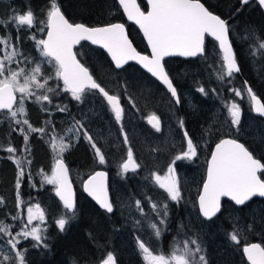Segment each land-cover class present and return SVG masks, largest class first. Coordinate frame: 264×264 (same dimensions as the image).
<instances>
[{
  "label": "snow or ice",
  "instance_id": "obj_1",
  "mask_svg": "<svg viewBox=\"0 0 264 264\" xmlns=\"http://www.w3.org/2000/svg\"><path fill=\"white\" fill-rule=\"evenodd\" d=\"M249 2L250 0H240L242 6ZM118 3L127 14L128 19L135 21L143 31L151 47V56L141 55L137 52L126 34L123 23H108L97 27H89L84 23H71L61 11L58 0H49L45 21L36 19L31 6H28L23 13H15L6 21L0 20V25L14 24L17 31L22 26L31 29L36 24H44L47 28L46 39L31 37L35 40L40 56L44 58L42 60H35L31 56L24 55L19 46L18 35L15 41H13L10 32L6 36H0V45H2L0 47V122L10 120L16 124L23 123L28 126L27 132H43V128H34L27 118L23 121L17 118L19 115H27V100L34 98L37 103L48 102L51 104L52 96L58 95V91L62 90L70 93L76 101H82L83 95L87 91L96 90L105 98L110 106V111L114 113L115 120L120 123L124 114L120 98L117 95L109 94V91H106L105 87L94 78L89 68L77 59L78 54L73 52V47L81 41H91L92 44H98L106 49L112 61L115 62L116 68L123 67L129 60H137L148 72L166 85L177 104L180 103V97L162 63L165 57L203 55L205 37L211 36L219 42L222 52L223 65L217 78L223 81L225 77L231 78L235 73L241 71L233 51V45L230 42L228 21L211 11V6H206L202 0H148L150 10L147 12L141 10L137 0H118ZM258 4L264 8V0H258ZM39 30L43 31L44 29ZM9 49L11 50L9 51ZM255 49L256 51L264 50V40H258ZM13 64L16 67H13ZM21 64L32 66L21 67ZM45 64L51 65L53 72H48L44 67ZM50 80L62 81L63 88L60 89L59 85L57 88L51 87ZM198 91L203 95L208 94L204 87H200ZM212 91L216 92V89H212ZM231 91L236 97L242 98L246 92L252 101V109L260 116H264V103L257 99L251 87H247V81H245L243 89H231ZM57 107L61 112L67 111L66 106ZM42 110L47 111L46 108ZM227 110L231 117V124L238 126L242 115L240 105L233 102L227 106ZM150 120L155 121L153 127L156 131H160L159 118L153 115ZM179 124L181 128L184 127L183 120H180ZM76 126H79L77 128V135H79V129H83V124L80 121H75L73 127ZM19 131L24 133V140L27 142L28 135L25 129L20 128ZM120 131L123 134V143L128 144V136L124 132L123 125H121ZM83 135L94 149L98 162L104 164L106 162L105 155L101 148L97 147V143L86 129L83 131ZM183 136L187 143L186 150L175 155L163 175L158 172L151 173L155 183L167 193V197L171 201H179L181 198L175 168L177 161L193 159L197 156L199 147L189 136L187 130L183 132ZM53 139L55 140V137ZM61 145V152L69 147V145L63 144L62 138ZM2 147L0 145V148ZM6 150L9 153L16 152L13 147H8ZM16 163L19 169L16 181L17 207H20L23 203L19 197L20 177L24 176V169L21 166V160H16ZM140 167L141 165L134 159L132 148L129 147L127 158L120 165L121 173L135 172ZM68 171L63 159H57L52 175L45 176V180L48 184L56 186L55 195L62 201L63 208L74 214L75 203ZM261 173H264V163L245 144L236 139H221L211 154L203 191L199 196L202 215L208 219L215 216L220 211L221 197H230L236 205H245L253 197H264V179L261 178ZM105 181L106 173L96 172L84 182V190L97 201L102 209L112 213L113 204L108 198ZM148 200L151 212L155 213L159 219H152L146 214L141 206V201L137 200L136 208L141 213L142 219L137 220L136 224L141 226L146 223L147 227L152 230V235L159 240L165 231L161 225L166 224L168 205L152 202L150 197ZM3 204L4 199L0 197V206ZM72 218L64 213L55 223L63 231L68 220ZM11 219L20 220V215L17 214ZM33 221H39V223L33 224ZM44 222L45 210L39 203L27 207L26 222L21 221L23 226L15 235L12 232L13 225L6 223L5 220H0V234L11 237L6 244L9 246V252L15 253V256H11L0 252V264H9L10 261H15V264H26L25 252L17 249V245L21 242L18 237L23 239L31 237L35 241L33 247L41 245L47 247L44 236L46 228L40 227ZM248 227L251 228V225ZM238 236H240V232L234 231L230 235V239L240 243ZM137 245L146 264H208L207 257L203 254L204 249L195 238L184 241L174 239L170 251L167 253L153 248L150 240L139 237ZM243 252L250 264H264V246L261 244H248L243 248ZM73 264L76 262L73 261ZM102 264H116V258L112 253H108Z\"/></svg>",
  "mask_w": 264,
  "mask_h": 264
},
{
  "label": "rangeland",
  "instance_id": "obj_2",
  "mask_svg": "<svg viewBox=\"0 0 264 264\" xmlns=\"http://www.w3.org/2000/svg\"><path fill=\"white\" fill-rule=\"evenodd\" d=\"M60 1L65 2V0H58V2ZM25 2L31 4L36 3L34 2V0H30V1L0 0V9L2 12L0 13V20H4V21L8 20L9 16L12 15L14 11H16L15 13H23L29 6V4ZM237 2L239 3V0H237ZM8 4H17L18 7L13 9L14 11H12L7 8ZM64 8L68 11L66 5L64 6ZM34 10L35 9H33V11ZM35 12L40 13V10H35ZM36 13H35L36 19L39 20L38 15ZM11 25H10L11 29H8L7 25H1L0 36H6L9 32L11 31L14 32V30L17 31L16 26L14 24ZM35 27H37V24L35 25ZM23 28L26 27L22 26L20 29ZM251 39L253 40L254 44H257L258 40H264V24L262 23L261 20L258 24H256L254 34L251 33ZM235 41L239 55L237 58V62L240 61V63L243 66V70H245V68L253 70V65L256 64L257 59H260L259 63L261 64L260 69L262 72L260 74V72L257 70L258 75L254 78V82H253L254 83L253 93H255L256 96L262 102V100H264V50H260L259 51L260 54H258V56L252 55L248 53L246 47L242 43H240L239 41L237 42L236 39ZM0 47H2V45H0ZM10 50L11 49H9V51ZM42 59L44 58L40 57V60ZM197 61L200 64H204L209 69V71L214 73L215 75H218V72L222 67L220 54L216 50V47L214 48L212 44L208 45L207 52L203 54L201 57H199ZM12 66L16 67L15 64H13ZM20 66L25 67L27 65L21 64ZM44 67L45 69H47L48 72H53L51 65L45 64ZM188 67L189 66H187L186 68L188 69ZM193 72L196 76L198 77L201 76L197 69L194 70ZM174 77L177 79L178 85L180 84V88L184 91V94H181V98H180L183 104L185 103L188 104L189 101H191V99L195 95H199L202 98H204L203 97L204 95L198 91V89L202 87V85L198 84L199 79L194 81L193 83H190L192 78L191 72L187 71L184 74L181 73L180 76L174 75ZM183 78L187 80L186 85L179 83V81L182 80ZM210 80L211 79L209 76L208 82L210 85H212ZM218 81L220 80L217 78L216 83H218ZM49 85L53 88H57V85L60 86V89L63 88V85L61 83L58 84L56 80H50ZM244 87L245 85H238L234 87L233 85L230 84H222L221 88H219V86H216V90L220 91L221 93L219 94V96H217V92L210 91L211 89H206V91L208 90L207 92L212 93L210 94V97L215 108L211 109L208 118L207 116L203 117L202 121L200 122V126L198 128L195 127L196 132H193L189 135L194 136L197 140L196 143L199 145L202 144L205 140H207L211 135H215L216 133H224L229 135L232 134L231 137H235V138L241 137L242 140L246 141L249 148L254 150V152L258 156H261L262 159L264 160V120L260 116L255 115L251 112L249 107V100L246 92L244 93L242 98V97H236L234 95V92L231 91V89H243ZM61 92L63 91L59 90L58 94ZM67 94H68L67 96L70 98L71 102L73 103L72 107L69 106V102H67L66 104L67 111L61 112L60 115L55 116L52 119V124L55 126H59L60 129L62 125H64L66 119H71V121L73 122L71 127L69 128L71 129V131H69V129H65L63 130L62 133H59L58 132L59 129H58L57 132H55L54 130L51 132L50 135L46 137L47 148H48V162H47L48 166L46 170H41V171L37 170L38 172L34 176H32V174L29 172L30 160H29V156L27 155L29 152L32 153L33 148L31 146V143L28 142L29 138L27 142H25L24 133H21L19 131L20 128L27 129L28 126L24 125L23 123L16 124L10 120H3V122H0V145L3 146L2 148H0V150L1 149L6 150L8 147H10V145H12L13 148L16 149V152L14 153L4 154L7 158H10L11 161H13V164H15L17 168L14 175L15 178L14 188L12 189L13 199L11 198L7 199L5 196L0 195V197H3L4 199L3 206H0V219L7 217V221H9L8 224L13 225L12 228L13 235H15L16 232L20 231L21 227L23 226L21 221L26 222L27 207L29 205H35L37 203H39L41 208L45 210V222L44 224L40 225L41 228H46V232L44 233V236L47 238H51L53 236L62 234V231L59 229L55 221L59 219L62 214L66 213L67 216L73 218L68 220L65 227H67L68 225L69 228V223L73 221H75L74 223H76L77 221V219H75L77 216L76 214L79 213V211L77 210L78 209L81 210L82 202L84 201L81 200L84 199V197L82 196V193L80 192L79 189L83 175L93 171L95 169V166L109 167L110 166L109 164H113L112 170L110 171L108 187L110 192V201L113 204L112 213L116 215L118 219L119 227H117L116 229L110 228L111 235L108 234V237L109 240L111 241L110 243H108V247L113 248L114 253H116L117 256L121 258V260L125 259L124 264L125 262L126 264H146L141 254V251L137 245L138 237L141 239L150 240V244L153 248L162 250L164 253L170 251V246L173 244L174 239L179 241L191 239L190 236H187V238L172 237L170 235L171 232L168 233L166 230L167 219H169L172 215H174L177 212L176 211L177 207L183 204L184 199H188L194 202V200L190 198V196L194 197V191L190 188L191 187L190 174L188 172L186 173L185 176L186 183L183 184V187L180 186L181 198L179 201H171L170 199H168L167 193L155 183V181L151 176L152 172H158L160 175H163L164 172L167 170V165L169 164V162L175 157V155L179 154L181 152V149L183 148L184 136H183V130L178 122L180 120L173 117L175 115H179L178 113L179 111L176 112L175 110H171L169 106H168L169 110H167L166 108L165 110L163 109L162 105L155 103L154 106L152 107V110L147 112L142 118V120H138L137 118L130 115L123 117L122 121L120 123H117V121L114 118V113L110 111V108L104 103L103 99L100 96L92 94L89 91H87L83 95L82 101H76L75 99L72 98L70 93ZM52 97H54L53 102L55 103L53 105L49 104L48 102H43L42 104L37 103L35 102L34 98L27 100L26 101L27 115L26 116L19 115L17 118L21 121L27 118L29 120V123L34 128H37V123L41 122L42 120L44 121L46 119L44 118V115L41 113L58 109L57 107L58 105L64 107V103H62L61 100L58 99V95H54ZM152 98L153 97H150L149 100ZM233 102L238 103L241 107L242 115H241L240 124L238 126H233L231 124V117L227 110V106H230ZM45 108L47 109V111L42 110ZM154 110L156 111V113ZM153 115L159 118L160 131H156L155 128L153 127V124L147 121L148 117ZM135 119L138 120L139 127ZM75 121H80L83 124V129H79V135H77V128L79 126H76L75 128L73 127ZM121 125H123L124 132L128 136V144L123 143V134L120 131ZM136 126L138 130L134 129ZM41 128H43L44 131L40 133L46 134L47 132H49V131H45L46 125H43ZM85 129L88 131V134L92 136L93 140L97 143V147H100L101 151L104 153L105 161H106L104 164H100L98 162V158L96 157L94 149L91 147V144L88 141V139L83 135V131ZM14 132H15V136L12 135ZM26 133H28L27 135L29 136L32 135L30 132H26ZM43 134L42 135L39 134L38 138L42 140ZM54 137L55 140L53 139ZM61 138L63 144L69 145L67 150L63 152H61L60 150L62 146ZM76 144L80 146L79 148H86L92 151V153H94V161L92 163L95 165L92 166L91 164L90 165L91 168L86 169L83 175L79 173L78 169L73 170L71 172V175H69L72 180L71 183L74 189L75 198H77L76 200H78L81 203V204L80 203L77 204L78 208H76L75 206L74 214H73V212L63 211L61 205L58 203L54 195L56 186L52 184H48L45 180V176L50 177L52 175L53 162L57 159H63L64 154L69 152V150H71L72 147ZM186 146L187 143L184 146L185 150H186ZM129 147H131L132 149L136 148L134 149L136 153L133 154L134 159L141 166H145L147 168L144 171V177H143L144 189L142 188L141 185L135 184V188L133 191L128 190L127 187L128 184L129 183L132 184L129 178L130 179H137V178H134L133 176H129L128 178L127 174L121 175L122 173L120 174L119 172V170L121 171L120 165L123 162L127 154V149ZM18 153L20 154V156L24 157V159H20L19 157H16V154ZM16 160L22 161L21 166L23 167L24 172H26L25 175L26 178L28 179V183L30 182L29 181L30 178L32 182L31 190L30 192H26V195H23L21 192L22 190L19 188V197L20 200L23 202L20 205V207H17L16 181H17L19 169L17 167ZM41 161L44 162L46 160H41ZM180 161L187 162L186 159ZM180 161H177L175 165L177 180L179 174H181V170L185 168L184 163L181 164ZM87 164L88 162H86V165ZM150 165L153 166L151 170L149 169ZM193 166L194 164L190 162L191 169ZM114 169H116L117 174L114 172ZM262 177L264 178V175ZM21 180L22 177H20V184H21ZM144 190L147 192L144 193ZM149 197L151 198V201H154L158 204L162 205L166 203L168 205V209H167L168 216L166 218V224L161 225V227H163L165 231L163 232V235L160 237L159 240H157L155 236L152 235V230L147 227L146 223L142 224L141 226H137L136 224L137 220L142 219L141 213L136 208L137 200L141 201V206L144 208V212L146 214H148L152 219L155 220L159 219L158 217H156L155 213L151 212V205L148 200ZM171 208H172V212H171L172 215L169 212ZM250 209L251 210L249 214L245 213L244 215H240L235 220L233 219L228 220L226 218H221L220 225L216 227L217 232L208 234L207 239L209 241L211 240L216 241L215 237H217V235L218 237H220V234H222L223 231H224L223 233H226V235L228 234L227 236L229 237V239H230V235L234 231H239L240 236H238V239L240 240V243H236L231 239L230 240L232 241V243L238 244L240 246L248 242H252L255 240H256L255 242H258L259 240L264 239V203H258L257 201H254L252 202ZM17 214L20 215V220L11 219V217L16 216ZM90 221L91 223H93L95 220L91 218ZM109 221L110 220H106L105 223ZM38 223L39 221H33V224H38ZM198 224H199V229L202 232H205L204 227H203L204 230H202V226H201L202 223L200 220ZM249 225H251V228L248 227ZM177 232L179 231L177 230ZM226 235L224 234V236ZM10 238L11 237L9 236L0 234V246L3 252H5V254L11 253L13 256H15L14 252H9V246H7L6 244L7 240H9ZM18 239H20L21 242L20 244H18L19 248L17 249L25 252V259L26 258L30 259V261H32V263L34 264H50L49 259H45V258L42 259V257L40 258V255L38 254L39 251L38 248L39 247L44 248L43 245L38 247H33L35 241H33L31 237H29L28 239H23L18 237ZM216 244H219V242ZM98 250H101V247H99ZM37 255L38 258L34 259L37 257ZM106 257L107 255H105L104 259H106ZM62 262H63L62 264H67V262L70 261H68V259L66 260L62 259Z\"/></svg>",
  "mask_w": 264,
  "mask_h": 264
},
{
  "label": "trees",
  "instance_id": "obj_3",
  "mask_svg": "<svg viewBox=\"0 0 264 264\" xmlns=\"http://www.w3.org/2000/svg\"><path fill=\"white\" fill-rule=\"evenodd\" d=\"M34 2L36 3H25L30 4L32 6L31 8L35 10H40V13H38V18L40 21H44L46 10L49 6V0H34ZM202 2H204L206 6L210 5L211 11L228 21L230 27L229 38L233 45V51L235 53L236 59L239 55L235 39L237 42L239 41L246 47V50L249 54L256 56L260 54V52L256 51L255 49L256 44H254L253 40L251 39V33L254 34L255 26L260 22V20L264 24V14L254 2H249V4L243 6H240L237 0H202ZM59 4L61 6V11L65 15V18L71 23H84L87 26H100L111 22H122L126 26L128 37L134 48H136V50L139 52H144V50H142L143 45L139 41L140 39L136 31L131 25H126L114 0H65V2L60 1ZM65 5L67 6L68 11L64 8ZM138 5L141 9H144V4L142 1L138 0ZM237 9H239V11H237ZM0 13H2L1 9ZM7 27L8 29H11L10 25H7ZM41 28H44V24H37V27L34 26L31 29L23 28L20 29V31L14 30V32H10L13 41L16 40L17 35L19 36V46L24 55L31 56L35 60H40L41 56L36 47L35 40L31 39V37L35 36L36 39H39L37 34L41 33L39 30ZM209 44H212V46L215 48L213 41L205 39L204 54L207 52ZM74 52L78 54L77 59L89 68L94 78L97 79V81L101 83L103 87H105L106 91H109V94L117 95L120 98V104L124 108L123 117L132 115L138 120H142L144 115L151 111L154 104L158 101L159 103L157 104L162 105L163 109L166 108L169 110V106L171 110H175L176 112L179 111V115H175L173 117L183 120L184 131L187 130L188 133L191 134L196 132L195 127L198 128L203 117L207 116L208 118L211 109L214 108V105L212 101L209 100L208 96L202 98L199 95H195L188 104H183L180 102V105L175 107L172 101H170L168 94L155 81L140 71L136 66L127 64L120 70L115 71L110 65L107 57L99 49L91 47L86 43H80L75 48ZM169 60H171V65L182 68L180 70L182 74L186 73L187 71L191 72L192 78L190 83H193L199 79L198 84H209V76L211 83L217 82V75L210 72L204 64H200L197 61L198 59L185 61L177 59ZM259 60L260 59H257L256 64L253 65V70L246 68L243 70L242 64L240 61H238L241 71L237 74H234L231 78L225 77L223 81L220 80L218 83L230 85L242 83V85H245V81H247V87H251L254 91V78L258 75V71L260 74L262 72L260 69L261 64L259 63ZM26 65L28 67L32 66L28 64ZM187 66H189L188 69L186 68ZM164 67L168 74H171L170 67L168 66L167 62L164 63ZM196 69L199 71L201 75L200 77L194 74L193 71ZM180 83L186 85V81L184 79L180 80ZM89 92L98 95L94 91ZM61 93L62 94L58 96V99L64 103V106H66L67 102H69V106L72 107V102L67 96V92L63 91ZM219 93L220 91L218 92V95ZM150 97L153 98L149 100ZM53 98L54 97H52V101ZM261 103H264V100H262ZM133 105H135V107H133ZM137 119H135V121L138 125ZM72 123L73 122L71 119H66L64 125H62L58 132L62 133L63 130L69 129ZM134 129L138 130L137 126ZM33 136L34 135H31L29 137L31 146L33 148L32 153L30 152L27 154L30 160L29 172L32 174V176L38 172L37 170H46L48 166V148L46 146L47 142L42 141L40 138L37 140V138H34ZM190 137L193 140L196 139L194 136L190 135ZM79 147L80 146H78V144L74 145L72 149L63 156V161L69 170V175H71V172L76 169H78L79 173L83 175L86 169L91 168V164L92 166L95 165L92 163L94 161V153L86 148ZM134 149H132L133 154L136 153ZM16 157L24 159V157L20 156L19 153L16 154ZM197 158L198 156H196L195 160H192L191 163L197 164ZM41 160L46 161L42 162ZM86 162H88L87 165ZM95 168L109 169L106 167L104 168L103 166H95ZM16 169V166L14 165V167H12L6 157H0V195L5 196L7 199H13L12 189L14 188V175ZM25 174L26 172H24V176L22 177L20 184V189L22 190L21 192L23 195H26V192H30L32 186L31 178L29 179L30 182L28 183V179L26 178ZM129 180L133 185L129 183L127 186L128 190L133 191L135 184L141 185L144 189L143 177L139 179L129 178ZM85 198L86 197L81 199L84 200L82 202L81 210H77L79 213L76 214V223H74L75 221L69 223V228L67 225V227H65L62 231V234L53 236L51 238L46 237L45 243L47 244V247L43 246L44 248H38V254L40 255V258L42 257V259H49L50 264H62V259H68L70 262H67V264H73V261H75L76 264H98L105 258V255L112 253L116 258V264H124L125 259L121 260V258L117 256L116 253H114V249L108 247V243L111 241L108 237V234L111 235L110 228L116 229L119 227L116 215L113 213L110 215L103 213ZM78 203L80 202L75 198L76 208H78ZM61 208L64 212L67 211L62 206ZM176 211L177 212L172 215L171 208L169 212L172 216L167 219L166 230L168 233L171 232L170 235L172 237L187 238V236H190L191 238L197 239L198 243L204 249L203 254L206 255L208 264H246L241 254V246L232 243V241L227 236L228 234L226 235V233H223V230L222 234H220V237H218V235L215 237L216 241H209L207 239L208 236H205L204 232L199 229L198 222L200 218L197 214L193 201L189 200L183 202V204L177 207ZM91 218L95 220L93 223L90 221ZM0 220H5L6 223L9 222L7 221V218ZM104 220L110 221L105 223ZM177 230L179 232H177ZM213 232H217V230H213ZM211 233L212 232H210V234ZM224 234L226 236H224ZM217 241L219 244H216L218 243ZM258 242L264 246V239L259 240ZM99 247H101V250H98ZM17 248H19V245H17ZM0 252H3L1 246ZM3 253L5 254V252ZM6 254L13 256L11 253ZM37 258L38 255L34 259ZM25 261L27 262L26 264H34L28 258H26ZM9 264H15V261H10Z\"/></svg>",
  "mask_w": 264,
  "mask_h": 264
},
{
  "label": "flooded vegetation",
  "instance_id": "obj_4",
  "mask_svg": "<svg viewBox=\"0 0 264 264\" xmlns=\"http://www.w3.org/2000/svg\"><path fill=\"white\" fill-rule=\"evenodd\" d=\"M10 1V0H9ZM25 5V4H24ZM29 6H31L30 4H29ZM18 7V5L17 4H8L7 5V8L8 9H10V10H12V11H14L13 9H15V8H17ZM32 7V6H31ZM145 7V6H144ZM142 11H144V9H142ZM16 11H14L13 13H12V15H10L9 16V18L10 17H12L13 15H14V13H15ZM34 13H36V12H34ZM38 16H39V14L38 13H36ZM45 20H46V16H45V18H44ZM44 20V21H45ZM5 25H11V24H5ZM0 27H1V25H0ZM11 27H12V25H11ZM44 30L43 31H41V33H38L37 35H38V37H39V39H42L43 38V35H44V31H45V25H44V28H43ZM139 37V36H138ZM140 39V38H139ZM141 43H142V45H143V42L141 41V40H139ZM79 45V44H78ZM77 45V46H78ZM76 46V47H77ZM76 47H74L73 48V52H74V50H75V48ZM216 47V46H215ZM142 50H144V53H146V49H145V47H144V45H143V47H142ZM142 53V52H141ZM199 57H197V58H195V59H198ZM169 59H174V60H188V59H179V58H167V59H165V60H163L162 61V63L164 64L165 62H167V64H168V66L170 67V73L171 74H169V77L172 79V81H173V84H174V86L176 87V89H177V93H178V96L181 98V94H184V91L180 88H178V87H180V84L178 85V83H177V79L174 77V75H181V72H180V70L182 69V68H180L179 66L177 67V66H173V65H171L170 64V61L171 60H169ZM167 60H169V61H167ZM194 60V59H193ZM166 70V69H165ZM186 82H187V80L185 79V78H183ZM57 81V80H56ZM244 82V81H243ZM57 83L58 84H60L61 82L60 81H57ZM179 83H180V81H179ZM187 84V83H186ZM212 85H210V84H206V85H202V87H204L205 89H211L210 91H212V89H216V86H219V88H221L222 87V84H220V83H211ZM234 87H236V86H238V85H242V83H235V84H232ZM178 86V87H177ZM161 87V86H160ZM162 88V87H161ZM208 91V90H207ZM216 92H217V96H219L218 95V92L219 91H217L216 90ZM168 94V93H167ZM210 94H212V93H209L208 92V94L207 95H204L203 97H209V100H211V97H210ZM219 94H221V93H219ZM247 94V93H246ZM61 95V93H59L58 94V96H60ZM168 96H169V98H170V101H172V103H173V105L175 106V107H177V106H179L180 105V103L179 104H177L173 99H172V97L168 94ZM247 97H248V100H249V96H248V94H247ZM259 99V98H258ZM260 100V99H259ZM180 102H181V99H180ZM261 102V101H260ZM156 103H158V101L156 102ZM52 105L53 104H55L53 101H52V103H51ZM73 103H71V105H72ZM58 106H60V105H58ZM51 107V106H50ZM249 107H250V101H249ZM215 108V107H214ZM251 110V109H250ZM155 111V110H154ZM155 113H156V111H155ZM41 114H43L44 115V118H46L44 121L42 120L41 122H38L37 123V128L38 129H40L43 125H46V129H45V131H49V132H47L46 134H43V133H40V132H30L32 135H34L33 137L34 138H37V140H38V135L40 134V135H42L43 134V137H42V141L44 140L45 142H46V137L48 136V135H50L51 134V132L52 131H54L55 130V132H57V130L59 129V126H55V125H53L52 124V119L55 117V116H58V115H60L61 114V111H59L58 109H54V110H50L49 112H43V113H41ZM258 116H260V115H258ZM263 120H264V116H260ZM161 118H162V116H161ZM147 121H149L148 119H147ZM150 122V121H149ZM152 124H154L155 123V121L154 122H151ZM25 129V128H24ZM182 130H183V132H184V129L182 128ZM25 131L27 132V129H25ZM28 134V133H27ZM13 136H15V132L12 134ZM16 136H18V135H16ZM23 136V135H22ZM190 136V135H189ZM232 136V134L231 135H229V134H224V133H216L215 135H211L207 140H205L202 144H199V147H198V149H197V156H198V158H197V164H194V166L192 167V169H191V167H190V162L192 161V160H195V157L193 158V159H191V160H187L186 159V161L187 162H184V161H180V163L181 164H183L184 163V167L185 168H183L182 170H181V174H179V176H178V182H179V187L180 186H182L183 187V184L184 183H186V180H185V176H186V173L188 172L189 174H190V177H191V189L194 191V197L193 196H190V198L191 199H193L194 200V204H195V195H197V193H198V191H199V188L201 187V185H202V183L205 181V178H206V169H207V160H208V158H209V155H210V152H211V149H212V146L216 143V142H218L220 139H222V138H230V139H236V140H238V142H240V143H243V144H245V146L246 147H248L249 148V146H248V144H247V142L246 141H244V140H242V138L240 137V138H235V137H231ZM30 136L28 135V138H29ZM18 138V137H17ZM196 139L194 140V143H196ZM29 143H30V138H29V141H28ZM185 144H186V140L184 139V144H183V148L181 149V151L182 150H185V148H184V146H185ZM46 146H47V143H46ZM10 147H13L12 145H10ZM249 150L250 151H253V153H254V155L257 157V158H259V159H261V162L262 163H264V160L262 159V157L261 156H258L255 152H254V150H252L251 148H249ZM6 153H8V154H10L7 150H5V149H1L0 150V157H6L4 154H6ZM20 153V152H19ZM30 153V152H29ZM179 153V152H178ZM177 154V153H176ZM199 154V155H198ZM3 155V156H2ZM22 155V154H21ZM126 156H127V154H126ZM125 156V157H126ZM7 158V157H6ZM8 159V162L12 165V167H14V165L15 164H13V161H11V159L10 158H7ZM110 166L109 167H106V168H109V169H103L106 173H107V189H108V195H109V200H110V192H109V187H108V185H109V177H110V171L112 170V167H113V164H109ZM148 167V166H147ZM105 168V167H104ZM153 168V166L152 165H150V170ZM95 169H101V168H95ZM145 169H147L145 166H141L140 168H138L135 172H132V171H129V172H127V173H123V174H121V171L119 170V172H120V174L121 175H124V174H127L128 175V177L129 176H133L134 178H141V177H144V171H145ZM191 170V171H190ZM114 172L116 173V169H114ZM117 174V173H116ZM87 175V174H86ZM86 175H83V177H82V179L86 176ZM261 175V178L262 179H264L262 176L264 175V173H261L260 174ZM197 177V178H196ZM82 181V180H81ZM81 183V182H80ZM143 185H144V183H143ZM194 188V189H193ZM79 189H80V186H79ZM81 192V191H80ZM147 191H145L144 193H146ZM82 193V192H81ZM83 195V194H82ZM84 196V195H83ZM85 197V196H84ZM77 199V198H76ZM87 199V198H86ZM185 201H189L188 199H184V202ZM254 201H257L258 203H264V199H260V198H252L250 201H248L245 205H242V206H240V207H236V206H234V205H232L231 203H229L226 199H224V198H221V200H220V211L217 213V215L216 216H214V217H212L211 219H209V220H203L201 217H199L200 218V220H201V223H202V230H204V228H205V236H207L208 234H210V232H212L213 233V230H217L216 229V227L217 226H219L220 225V219L221 218H226V219H228V220H231V219H233V220H235L237 217H239L240 215H244L245 213H248L249 214V212H250V206H251V204H252V202H254ZM195 208H196V206H195ZM7 218V217H6ZM204 227V228H203ZM249 243V242H248ZM247 244V243H246ZM244 245V244H243ZM242 246V245H241ZM241 249V248H240Z\"/></svg>",
  "mask_w": 264,
  "mask_h": 264
},
{
  "label": "water",
  "instance_id": "obj_5",
  "mask_svg": "<svg viewBox=\"0 0 264 264\" xmlns=\"http://www.w3.org/2000/svg\"><path fill=\"white\" fill-rule=\"evenodd\" d=\"M114 1H115L117 7L119 8V10H120V12H121V14H122V17H123V19H124V22L127 23V24H129V25H132V26L134 27V29L137 31V33H138V35H139L141 41L143 42V45H144V47H145V49H146V53H141V52H139V51H137V52H139L141 55H148V56H151V47L149 46V44H148V42H147V39H146V37L144 36L143 31L140 29L139 25L136 24L135 21H133V20H129V19H128L127 14L123 11V8L119 5L118 0H114ZM137 1H138V0H137ZM141 1L144 3V6H145V7H144V11L147 12L148 10H150V6L148 5V0H141ZM250 2H254V3H256L257 6L259 7V9L261 10V12L264 14V8H262V7L258 4V0H250ZM137 4H138V3H137ZM239 5L242 6V5L240 4V0H239ZM111 23H122V22H111ZM104 25H106V24H104ZM104 25H100V26H104ZM93 27H97V26H93ZM125 31H126V28H125ZM46 34H47V28H46V26H45V31H44V35H43V38H42V39H46V38H47V35H46ZM126 34H127V31H126ZM127 36H128V35H127ZM128 38H129V37H128ZM205 39H209V40H211V41H213V42L215 43V46H216V48H217V50H218V52H219V54H220L221 65H223V61H222V52H221L220 47H219V42L216 41V40H215L213 37H211V36H206ZM129 40H130V39H129ZM81 42H84V43H86V44H88V45H90V46H92V47H95V48L99 49L102 53H104V55L107 57V59L109 60L111 66H112V68H113L115 71H118V70H120V69L122 68V67H121V68H116V67H115V62L112 61L110 54L107 52L106 49L102 48L100 45H98V44H92L91 41H81ZM81 42H80V43H81ZM77 45H78V44H77ZM77 45H75L74 47H76ZM74 47H73V48H74ZM133 47H134V46H133ZM201 56H202V55H198V56H196V57H183V56H178V55H176V56H168V57H165L164 60L167 59V58H179V59L193 60V59H195V58H197V57H201ZM127 64H132V65L136 66L139 70H141L144 74H146V75H147L148 77H150L153 81H155L159 86L162 87V89H163L166 93H168V94L171 96V93L168 91L166 85H164L160 80H158L157 77L153 76L150 72H148V70L145 69V68L143 67V65L140 64L137 60H129L126 64L123 65V67H124L125 65H127ZM235 74H237V73H235ZM60 82H61L62 85H63V82H62V81H60ZM93 91H95L96 93H98V91H96V90H93ZM98 94H99V93H98ZM99 95L102 97V99H103V101L106 103V105L110 108V106L108 105V103H107V101L105 100V98H104L101 94H99ZM171 97H172V96H171ZM172 99L176 102V100H175L174 97H172ZM257 99H258V97H257ZM258 100H259V99H258ZM249 101H250V109H251V112H252L253 114H255V115H259L258 113H256V112L252 109V101H251L250 97H249ZM150 118H151V117H149L148 120H149L150 122H154V121H151ZM222 139H230V138H226V137H225V138H222ZM220 140H221V139H220ZM220 140H219V141H220ZM219 141L216 142V143L212 146V149H211V152H210L209 158H208V160H207V168H208V162H209L210 159H211V154H212V152L215 150V146H216L217 143H219ZM126 158H127V157H126ZM126 158H125V159H126ZM125 159H124V160H125ZM55 162H56V160L53 162V165H52V172H53V168H54V166H55ZM96 172H105V171H104L103 169H95V170L91 171L90 173H88V174L82 179V181H81V183H80V191H81L82 194H83V195H84V196H85V197H86V198H87L92 204H94L99 210L103 211V212L106 213V214H110V213L106 212V210L102 209V208L100 207V205L97 203V201H96L91 195H89V194L84 190V182L89 178V176L94 175ZM105 173H106V172H105ZM206 177H207V169H206ZM68 179H69V182L71 183V180H70L69 174H68ZM205 180H206V178H205ZM105 183H106V187H107V173H106V181H105ZM203 183H204V182H203ZM203 183H202L201 187L199 188V191H198V193H197V195H196V198H195V206H196V210H197L198 215H199L203 220H209L208 218H206V217H204V216L202 215V213L200 212V207H199V196H200V194H201L202 191H203ZM71 187H72V192H73V199H75V193H74V189H73L72 183H71ZM107 194H108V189H107ZM54 195H55V191H54ZM55 198H56V200L58 201V203H59L61 206H63V203H62V201H60L59 197H57V196L55 195ZM108 198H109V195H108ZM221 198L226 199L229 203H231L232 205H234V206H236V207H240V206H242V205H236L235 202L232 201L230 197H221ZM253 198L264 199V197H258V196H257V197H253ZM217 213H218V212H217ZM217 213H216V215H217ZM216 215H215V216H216ZM213 217H214V216H213ZM252 243H258V242L252 241V242H249V243L244 244V245L241 246V254H242V257H243L244 261L246 262V264H250V261H248L247 256H246L245 253L243 252V248H244L246 245H248V244H252ZM102 262H103V261H102ZM102 262H99L98 264H102Z\"/></svg>",
  "mask_w": 264,
  "mask_h": 264
},
{
  "label": "bare ground",
  "instance_id": "obj_6",
  "mask_svg": "<svg viewBox=\"0 0 264 264\" xmlns=\"http://www.w3.org/2000/svg\"><path fill=\"white\" fill-rule=\"evenodd\" d=\"M125 25V24H124ZM127 25V24H126ZM126 27V26H125ZM95 48V47H94ZM104 54V53H103ZM104 213V212H103Z\"/></svg>",
  "mask_w": 264,
  "mask_h": 264
}]
</instances>
